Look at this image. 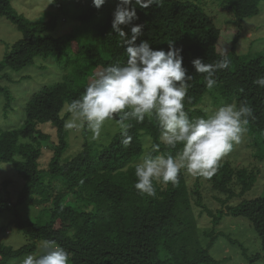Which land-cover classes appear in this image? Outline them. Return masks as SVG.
<instances>
[{
  "label": "trees",
  "instance_id": "obj_1",
  "mask_svg": "<svg viewBox=\"0 0 264 264\" xmlns=\"http://www.w3.org/2000/svg\"><path fill=\"white\" fill-rule=\"evenodd\" d=\"M199 1L163 0L160 8L137 6L138 19L132 24L144 27L136 43L148 40L154 49L167 50L172 40L182 48L183 66L193 76L184 101L191 117L204 116L224 104L246 103L251 107L253 115L248 117L243 133L252 142L260 141L255 150L263 157L264 88L253 81L264 76V56H246L238 51L242 22L259 13L262 0H219L214 13V8L207 9ZM118 3L119 0H105L97 9L93 0H54L56 13L77 21L69 33L55 35L52 32L59 25L58 17L34 24L17 12L10 0H0V16L22 33L0 63V79L9 77L5 68L22 70L34 64L37 57H54L62 70L60 80L44 85L30 99L20 127L0 129V165L12 164L21 177L14 195L10 189L13 180L7 178L0 183V217L7 212L15 214L11 224L27 239L17 248L0 240V264H19L27 255L38 252L44 240L62 246L69 254V264H218L210 249L227 234L204 232L210 237L204 245L199 207L212 215L217 225L226 214L248 218L261 237L263 252L245 255L250 264L258 258L264 260V192L244 198L256 183L258 168L234 166L230 160L220 159L210 178L213 191L223 194L218 199L226 207L217 212L203 202L200 183H191L184 171L179 174L178 185L155 184L154 197L142 195L134 187L135 162L145 154L142 136H150L152 145L159 142L155 120L147 117L143 123L129 121L132 141L127 147L121 143L118 131L107 145L86 144L73 158L61 160L69 146V131L64 128L67 116L62 114L65 104L84 93L97 70L127 59L126 46L121 47L112 29ZM218 11L230 15L236 26H219ZM132 24L121 27L131 35ZM224 55L230 67L218 71L216 85L208 89L206 74L197 73L192 60L201 58L213 63ZM6 90L0 84V92ZM202 103L207 107L200 106ZM46 122L56 128L58 143L39 128ZM87 132L85 129L86 135ZM45 142L56 147L48 169L39 166ZM161 152L167 150L161 146ZM60 176L67 186L57 191L46 179ZM70 193L75 195L74 202L64 200ZM235 198L241 199L234 202ZM23 204L28 208L26 215L18 209ZM6 227L7 224L0 229ZM227 237L236 243L230 235Z\"/></svg>",
  "mask_w": 264,
  "mask_h": 264
},
{
  "label": "clouds",
  "instance_id": "obj_2",
  "mask_svg": "<svg viewBox=\"0 0 264 264\" xmlns=\"http://www.w3.org/2000/svg\"><path fill=\"white\" fill-rule=\"evenodd\" d=\"M104 3L105 0H93L97 9ZM137 6L160 8L163 0H119L112 29L121 47L126 46L127 59L97 70L84 93L65 104L68 118L64 128L69 132L86 128L90 139L96 141L105 122L115 120L121 143L127 147L132 141L129 121L143 123L146 117L154 119L159 142L136 163L134 184L142 195L154 197L155 184L176 186L181 171L193 177L211 178L222 156L240 143L253 110L246 103L224 104L204 116L191 117L184 101L193 76L183 66L182 48H177L172 40L167 50L154 49L148 40L137 44L144 27L132 24L138 19ZM130 24L131 35L121 27ZM192 64L197 73L206 74V87L213 89L216 73L228 69L230 60L226 55L213 63L195 58ZM253 83L264 88V76ZM161 146L167 152H161ZM21 264H69V254L55 241L44 240L40 250L27 255Z\"/></svg>",
  "mask_w": 264,
  "mask_h": 264
},
{
  "label": "rangeland",
  "instance_id": "obj_3",
  "mask_svg": "<svg viewBox=\"0 0 264 264\" xmlns=\"http://www.w3.org/2000/svg\"><path fill=\"white\" fill-rule=\"evenodd\" d=\"M207 9L214 8L213 13L217 12L216 5L219 0H200ZM199 1V2H200ZM200 2V3H201ZM12 7L32 23L48 21L53 17H58L59 25L52 32L55 35H64L69 33L77 24V21L72 17H68L63 13H56L57 9L54 6V0H10ZM259 13L247 17L242 22V30L238 42V51L246 56H264V0L259 3ZM216 22L219 26H236L233 18L225 12L218 11L216 13ZM232 22V23H231ZM22 37L21 31L17 26L6 17L0 16V63H2L8 52V47L14 44ZM4 72L9 77H2L0 84L7 87V90L0 92V129L8 130L20 127L26 117V106L30 99L36 94L44 85H49L62 77V70L54 57L43 58L37 57L34 64L29 65L22 70H14L10 67L5 68ZM11 79V80H10ZM10 102L8 106L7 103ZM202 107H207L206 103L200 104ZM63 116L68 114L63 109ZM39 128L52 136V140L59 142V136L56 128L50 122L40 123ZM86 129V128H85ZM85 129L80 131L69 132L68 142L69 146L64 152L61 160L64 162L67 159L73 158L79 151H81L86 144H94L96 147H102L108 144L113 136L119 131L115 120L106 121L101 132V137L93 141L90 139L91 133L88 131L85 134ZM258 139V138H257ZM145 152L152 147V138L148 135L142 136ZM260 143V141H259ZM259 143L252 142L251 138H247L246 134H242L240 143L235 144L232 149L226 153L222 158L230 160L229 162L234 166H246L249 168H258L260 172L253 188L246 193L244 198H252L261 195L264 192V156L260 157L256 152V147ZM258 144V145H257ZM56 147L51 142H45L42 148V154L39 158V166L42 169H48L50 162L55 155ZM264 154V151H262ZM141 158L136 160L139 162ZM0 183L5 179L13 180L10 189L13 195L17 194L20 184L17 180L21 177L13 168L12 164L0 165ZM191 183H200V191L202 192L203 202L209 206L213 212L219 209L225 210V205L218 199L223 197V194H216L213 190L210 178L193 177L188 175ZM64 177H56L49 179L46 182L51 183L53 187L60 191L66 189L67 182ZM15 182V183H14ZM17 186V187H16ZM241 198H235L233 201L238 202ZM64 200L74 202L75 195L69 194ZM199 207V206H198ZM19 211L26 215L25 209H28L26 204L19 206ZM201 211L200 220V235L204 245L210 241L209 236H205L204 232L220 233L225 232L230 235L236 243H232L227 235L220 236L215 245L212 246L211 253L219 261L218 264H250L249 259L245 253L251 255H262V240L261 237L252 227L250 220L243 216L224 215L219 225L213 221V216L209 215L207 211ZM33 215V214H32ZM16 215L7 212L0 217V228L7 224L5 230L0 229V240L7 244L13 245L15 248L20 247L26 243L25 235L19 231L15 224H11V220L15 219ZM242 244V245H240ZM17 262L11 261L10 264ZM21 264V262L19 263ZM254 264H264L263 258H258Z\"/></svg>",
  "mask_w": 264,
  "mask_h": 264
}]
</instances>
